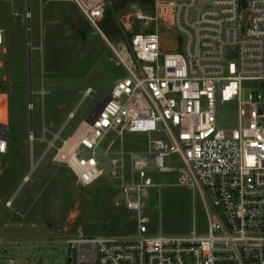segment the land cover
<instances>
[{"label":"built area","instance_id":"built-area-1","mask_svg":"<svg viewBox=\"0 0 264 264\" xmlns=\"http://www.w3.org/2000/svg\"><path fill=\"white\" fill-rule=\"evenodd\" d=\"M67 1L104 39L99 25L106 7L119 0ZM150 9V32L125 38L119 49L105 38L127 77L97 105L93 124L80 131L82 122L73 143L62 141L52 161L87 188L105 175L99 157L106 153L98 148L107 136H157L146 153H130L131 178L121 180L114 206L140 214L148 190L160 187L153 171L174 174L178 186L196 193L206 231L153 236L142 217L136 237L60 241L72 252L66 264H264V112L240 97L247 83L264 93V0H151ZM3 34L0 29V46ZM92 95L87 88L82 97ZM232 104L235 126H219L218 115ZM29 141H35L33 131ZM51 149L54 142L46 152ZM7 150V101L0 93V155ZM33 164L31 156L19 190L30 182ZM4 245L0 240V250Z\"/></svg>","mask_w":264,"mask_h":264},{"label":"rangeland","instance_id":"rangeland-1","mask_svg":"<svg viewBox=\"0 0 264 264\" xmlns=\"http://www.w3.org/2000/svg\"><path fill=\"white\" fill-rule=\"evenodd\" d=\"M150 4L151 0H119L108 5L100 32L116 49L125 38L150 32L155 27L149 20ZM28 6L29 11L27 0H0V28L4 30L0 93L6 97L8 123V150L0 155V240L5 244L0 250V264H36L39 259L42 264H66L72 252L60 241L107 233L136 237L142 217L148 220L147 229L153 236L188 235L193 230L204 234L206 220L198 197L178 186L174 174L153 171V183L160 187L148 190L140 214L114 206L121 180L131 178L130 153H146L157 136H107L98 148L99 153H106L99 157L105 175L87 188H81L63 164L52 161L62 141L73 143L71 136L81 123L89 125L87 121L97 105L114 83L127 75L115 64L105 40L73 4L67 0H29ZM137 13L144 20H137ZM103 27L109 30L108 36ZM86 88H91L93 95L83 99ZM240 97L264 112V93L259 89L247 83ZM72 112L74 116L68 120ZM30 118L35 138L32 145ZM217 120L221 127H234L236 105L225 107ZM43 128L47 130L44 135ZM81 130L87 127L83 125ZM50 142L55 149L46 152ZM31 156L37 166L30 182L19 190L30 171ZM117 160L114 166L112 161ZM165 165L177 167L173 160H166Z\"/></svg>","mask_w":264,"mask_h":264},{"label":"water","instance_id":"water-1","mask_svg":"<svg viewBox=\"0 0 264 264\" xmlns=\"http://www.w3.org/2000/svg\"><path fill=\"white\" fill-rule=\"evenodd\" d=\"M29 0H27V11H29ZM29 23V22H28ZM27 23V30L29 29V24ZM27 41H28V85H29V102L31 101V91H30V82H31V64H30V58H29V54H30V46H29V32H28V38H27ZM98 115V111L96 110L94 113H92L91 117L88 119V124L89 125H92L93 124V120L94 118ZM32 131V123H31V118L29 119V132ZM43 263V260L42 259H39L36 264H42Z\"/></svg>","mask_w":264,"mask_h":264},{"label":"trees","instance_id":"trees-1","mask_svg":"<svg viewBox=\"0 0 264 264\" xmlns=\"http://www.w3.org/2000/svg\"><path fill=\"white\" fill-rule=\"evenodd\" d=\"M103 22L106 23V20L103 21ZM103 32H104V34H105L106 36L109 35V30L107 29V27H103ZM262 87L264 88V83H263Z\"/></svg>","mask_w":264,"mask_h":264},{"label":"bare ground","instance_id":"bare-ground-1","mask_svg":"<svg viewBox=\"0 0 264 264\" xmlns=\"http://www.w3.org/2000/svg\"><path fill=\"white\" fill-rule=\"evenodd\" d=\"M86 126L88 127L89 125H87L86 123L82 124V126ZM73 138V137H72ZM74 140V139H73ZM72 143V142H71ZM66 144H69V142L67 141ZM36 168V164H33V168L32 169H35Z\"/></svg>","mask_w":264,"mask_h":264},{"label":"crops","instance_id":"crops-1","mask_svg":"<svg viewBox=\"0 0 264 264\" xmlns=\"http://www.w3.org/2000/svg\"><path fill=\"white\" fill-rule=\"evenodd\" d=\"M1 29V28H0ZM3 30V29H2ZM4 31V30H3ZM103 38V37H102ZM104 40H105V37H104ZM54 80L53 79H50L49 82H53ZM54 83V82H53ZM87 89V88H86Z\"/></svg>","mask_w":264,"mask_h":264}]
</instances>
